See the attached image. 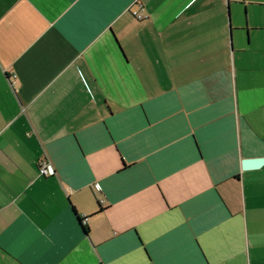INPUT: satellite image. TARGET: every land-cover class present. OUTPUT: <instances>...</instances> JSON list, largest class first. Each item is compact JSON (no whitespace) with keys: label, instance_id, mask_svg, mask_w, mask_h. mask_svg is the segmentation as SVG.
<instances>
[{"label":"crops","instance_id":"obj_1","mask_svg":"<svg viewBox=\"0 0 264 264\" xmlns=\"http://www.w3.org/2000/svg\"><path fill=\"white\" fill-rule=\"evenodd\" d=\"M257 157L264 0H0V264H264Z\"/></svg>","mask_w":264,"mask_h":264},{"label":"built area","instance_id":"obj_2","mask_svg":"<svg viewBox=\"0 0 264 264\" xmlns=\"http://www.w3.org/2000/svg\"><path fill=\"white\" fill-rule=\"evenodd\" d=\"M133 15L138 19H141L143 17V15L137 11H133ZM38 172L40 175L47 176V175L52 174L54 170L48 161L42 160L38 164ZM84 221L85 220H83V223Z\"/></svg>","mask_w":264,"mask_h":264},{"label":"water","instance_id":"obj_3","mask_svg":"<svg viewBox=\"0 0 264 264\" xmlns=\"http://www.w3.org/2000/svg\"><path fill=\"white\" fill-rule=\"evenodd\" d=\"M264 164V157L246 158L242 161L243 169H254Z\"/></svg>","mask_w":264,"mask_h":264},{"label":"trees","instance_id":"obj_4","mask_svg":"<svg viewBox=\"0 0 264 264\" xmlns=\"http://www.w3.org/2000/svg\"><path fill=\"white\" fill-rule=\"evenodd\" d=\"M80 225L83 227L84 231H87V228L84 226L83 218H79Z\"/></svg>","mask_w":264,"mask_h":264}]
</instances>
